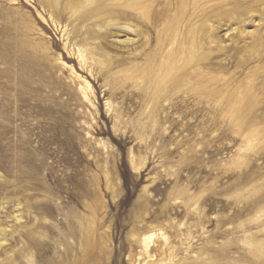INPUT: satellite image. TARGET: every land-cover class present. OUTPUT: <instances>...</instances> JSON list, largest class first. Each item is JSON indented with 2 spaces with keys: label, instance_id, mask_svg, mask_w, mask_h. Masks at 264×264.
I'll return each instance as SVG.
<instances>
[{
  "label": "rangeland",
  "instance_id": "obj_1",
  "mask_svg": "<svg viewBox=\"0 0 264 264\" xmlns=\"http://www.w3.org/2000/svg\"><path fill=\"white\" fill-rule=\"evenodd\" d=\"M90 23L0 0V264L237 261L234 135L184 113L179 92L150 97L125 79L147 69L160 26ZM206 32L215 71L252 84L250 117L264 121V0H214Z\"/></svg>",
  "mask_w": 264,
  "mask_h": 264
},
{
  "label": "bare ground",
  "instance_id": "obj_2",
  "mask_svg": "<svg viewBox=\"0 0 264 264\" xmlns=\"http://www.w3.org/2000/svg\"><path fill=\"white\" fill-rule=\"evenodd\" d=\"M40 1L50 17L58 11L75 21H90L104 27L133 19L150 23L155 29L160 26L158 52L146 58L147 69H137L138 74L124 77L150 97L157 96L159 91L179 92L181 98L193 105L184 113L213 114V119H220L234 135L232 143L237 147L233 162L239 169L237 194L244 218L241 255L232 264H264V121L258 115L255 119L250 117L255 105L252 84L243 88L237 81L222 77L211 62V39L206 31L214 0H179L176 10L170 13L172 19L168 14L171 0L161 4V19H154L151 14L156 0ZM76 51L83 64L95 62L80 46L76 45ZM150 239L149 235L141 238L147 254Z\"/></svg>",
  "mask_w": 264,
  "mask_h": 264
}]
</instances>
